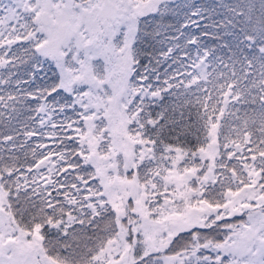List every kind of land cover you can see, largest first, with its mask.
<instances>
[{"label":"snow or ice","instance_id":"6c2138e0","mask_svg":"<svg viewBox=\"0 0 264 264\" xmlns=\"http://www.w3.org/2000/svg\"><path fill=\"white\" fill-rule=\"evenodd\" d=\"M192 27L218 40L227 60L215 49L201 55L199 37L183 31ZM184 45L197 46L188 66L173 55ZM0 49V85L15 89L0 95L7 119L35 112L27 119L59 130L46 134L55 151L31 148V176L18 157H0V264H264V0H0ZM169 60L177 68L162 80L156 65ZM20 65L28 79L13 71ZM208 84L222 101L209 104ZM257 99L255 140V117L221 123L230 104ZM68 110L79 119H53ZM239 111L228 115L240 120ZM23 135L45 133L25 122ZM190 136L194 146L180 143Z\"/></svg>","mask_w":264,"mask_h":264},{"label":"trees","instance_id":"16d2710c","mask_svg":"<svg viewBox=\"0 0 264 264\" xmlns=\"http://www.w3.org/2000/svg\"><path fill=\"white\" fill-rule=\"evenodd\" d=\"M196 2L197 3H203V4H213V3H217L218 0H196ZM179 19L183 20V14L182 13H181ZM216 19H220V17H216ZM207 22L208 21H201V24L203 25L204 23H207ZM183 31L185 32L186 35L187 34H192V35H195V36L199 37V40H200L201 44L204 46L200 50L201 51V55L203 54V51L205 49H215V53H216L217 56H224L225 60H227V56L225 54L226 50H221L220 47H219L220 42L218 40H216V39H213L212 36L201 35L200 29L196 28V27H192L191 30L184 29ZM209 31H212V30L210 29ZM169 35H179V33H177L175 31V29H172L169 32ZM183 41H184V37H181V43H183ZM167 46H168L167 42L165 43V45H159V44L156 45L157 49H159L160 47H165L166 48ZM19 47H20L19 44L13 45V48H19ZM196 47H197L196 45H184V50L177 49L176 51L173 52V55L174 56H178L184 62L185 66L191 65L192 62L189 63V61L190 60L193 61L196 58V55H197ZM3 51H4V49H0V52H3ZM185 51L189 52V55H190L191 58H188V57L185 56ZM158 54L159 53H157V55ZM9 55H11V54H9ZM19 55L22 56L23 52H20ZM208 59H211L210 61L213 62V65L215 66V68L217 70V73L219 71H223L226 74L229 73L228 69L223 68L222 65H220L218 62L213 60V56L211 54L209 55L207 60ZM153 63H155V62L153 61ZM170 63H171V60L167 61V63H161L160 65H156L162 80L164 78L165 69H167V71L169 73H172L177 68V65H173L171 68H168L167 65L170 64ZM26 69H27V65H20L18 70L14 69L13 71H19V74L21 76H23L24 79H28L29 77L27 75H25ZM192 69H194V67H190V68L185 67V68L181 69V71L192 72L193 71ZM237 69H239V66H237ZM4 71H5L4 69H0V73H3ZM40 75H43V73H41ZM48 75L50 76L51 73H48ZM183 78L184 77H178V79H183ZM15 79H16V77L14 76L13 80H15ZM214 80H215V78H214ZM220 82H223V81L221 80ZM42 83H43V81H41V80H39V78H37L36 83L33 84L29 90H33L36 87V84H42ZM153 83L154 84L156 83L155 79H153ZM21 88H29V85H21ZM5 89H7V91H14L15 90L14 88H8L7 86L0 85V95H6ZM208 90H209V92H211L213 94V97H214L213 100L209 101V104L215 103L216 99H219V100L222 101L223 97L219 96V94L216 93L213 90L211 85L208 88ZM251 91H252V95L253 96L259 97L260 93H259L258 89L253 88ZM64 95H66V94H64ZM249 98H250L249 101H251V97H249ZM9 103H11V102H9ZM26 103L32 108L36 107V101H33V100L29 99V100L26 101ZM261 103H262V101H260L259 99H257L255 103H251V102H249L247 104L237 103L236 105H234V107L235 108H239L240 111L236 113V116L241 117V119L237 120L235 116L229 117L228 111L225 110V115H224V117L221 118V123L223 124L225 121H227L228 124L231 125L232 127L242 126L243 119L245 118V113H247L248 117H255L257 119V123L255 125H253L251 123L249 124V129L251 131H253V133H254L253 139L255 140L260 135V133H259V131H257V129L259 127V119H258V117H259V113H260V110H261ZM217 107H223V104L220 103V104L217 105ZM158 111H160L159 108L155 109V111L153 113L154 116H155V112H158ZM0 112L4 113V116L0 117V157H2L4 161H7L9 156L18 157L19 160L17 161V165L20 166L21 172L23 173V175L31 176L32 173H29L27 171V165L34 164V160H33L32 154H31V148H34L39 143H45V144L49 145V148L38 149V153L39 152L46 153V152L49 151V149L55 151L56 150V143H58V141H56L54 143V140L52 138H49V136L46 135V134L50 133V132H53V131H57L58 132L59 130L58 129H51L48 126L41 127L39 125V118L38 117H37V119L35 121L28 120L27 119L28 116H30V115L31 116H35L36 115L35 112L24 111L22 114L19 115V119L18 120L13 119L11 121H9L7 119V116H8V110L7 109H5L3 107H0ZM65 116H70L74 120L78 119V118H75L77 116L71 110H68L65 113L56 112V113L53 114V119L57 123H60L61 121H64ZM25 122L27 124V128L28 129H30V130L31 129H35V131L37 133H45V135L43 137H41L40 135H35L31 139H27L23 135V127L25 125ZM80 123L82 124V121H80ZM162 123H163V121H162ZM69 131L70 130H68L66 128L64 133H60V135L67 134ZM228 131H229V129L227 127L222 129V132L224 134H228ZM6 134L13 135L15 137V140L14 141L5 142L3 140V137ZM72 134L75 135V133H72ZM232 135H233V138H235V134L233 133ZM164 136L166 138V142L172 143L173 145H175L177 143V141L174 138L173 134H170V133H168L166 131L164 133ZM26 139H27V143L25 144V146L23 148H21L20 144L23 143ZM201 139H203V136H201ZM189 141L190 142H185L183 140V138H182L180 143L183 144L184 146H187V147H191V146H194L196 144L194 136H190L189 137ZM220 141L223 142V137L222 136L220 137ZM65 144L73 145L76 148H79V145L75 141H65ZM61 147H63V145H61ZM247 147H251V145L245 146L244 154L250 156L251 153L247 152ZM230 150H233V149H221V151H230ZM237 155H240V153H237ZM224 159L229 164L236 163L235 159L227 160V157H224ZM52 160L55 161L56 160V156H53ZM47 163L48 162L45 161V164H47ZM34 171H35V169H34ZM39 171L46 172L47 169L42 166ZM221 171L222 170L218 169L217 170V175H219V173ZM70 173H71V170H69V173H61V174H59V178L62 179L63 176H66V175L70 176ZM230 174L231 173H228V175H230ZM222 178L223 177H221V179ZM38 179H39V182L41 184H43V179L39 178V177H38ZM91 183H94V181H91ZM214 187L218 188L219 184L215 185ZM234 187H235V184H233V188ZM53 195L55 196V193H53ZM161 202H162V200H161ZM232 219L238 221L240 219V217H233ZM245 219H246V217H245Z\"/></svg>","mask_w":264,"mask_h":264},{"label":"rangeland","instance_id":"374dc122","mask_svg":"<svg viewBox=\"0 0 264 264\" xmlns=\"http://www.w3.org/2000/svg\"><path fill=\"white\" fill-rule=\"evenodd\" d=\"M177 2H180V0H177ZM224 2L226 3H236V0H224ZM194 52V51H193ZM211 59H208V61H210ZM192 62V60H190L189 61V63H191ZM207 62V61H206ZM188 68H190V67H188ZM195 69V68H194ZM192 69L193 71H199L198 69ZM207 71L208 72H212L213 71V69H212V67H209L208 69H207ZM214 78L216 79L217 77H216V73H214L212 76H209V80H214ZM206 87L207 88H209L210 87V84H208V85H206ZM250 99V98H249ZM237 104V102H233V104H230L229 105V108L228 109H226L227 111H229V109H233V108H235L234 107V105H236ZM75 118H78V117H75ZM79 119V118H78ZM82 124H83V121H82ZM94 183H95V181H94Z\"/></svg>","mask_w":264,"mask_h":264}]
</instances>
